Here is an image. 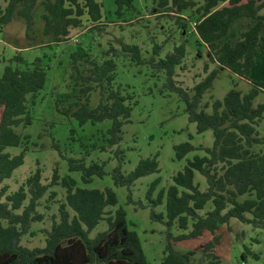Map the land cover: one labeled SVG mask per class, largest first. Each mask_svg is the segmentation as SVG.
Listing matches in <instances>:
<instances>
[{
  "label": "trees",
  "instance_id": "1",
  "mask_svg": "<svg viewBox=\"0 0 264 264\" xmlns=\"http://www.w3.org/2000/svg\"><path fill=\"white\" fill-rule=\"evenodd\" d=\"M40 1L3 0L1 29L19 16L26 21L29 35L40 3L44 11V34L51 36V44L47 47L53 50L55 45L69 40L73 31L83 26L84 17L94 23L90 29L97 28L95 24L103 20L99 0ZM116 4L121 15L126 5L132 7V0H116ZM159 6L178 15L182 33L189 21L195 24L200 39L198 45L208 49L210 61L217 65L212 71L206 65V77L190 90L175 80L177 70L186 58L185 44L176 46L163 58L160 57L162 47L155 44L154 56L149 60L142 57L138 45L122 44V51L131 54L133 62L149 64L156 75L166 77L162 93L179 96L186 105L189 121L196 124L199 134L211 130L214 135L213 146L205 149L207 155L195 156L188 161L173 177V185L161 190L157 198H154V192L160 181L150 186L147 200L152 207L151 218L168 227V242L161 264H222L218 252L221 242L218 231L222 226L230 227L231 220L236 219L264 229V133L258 130L264 118V102L254 104L259 94L264 93V82H253L254 87L248 94L230 90L222 101L212 102V113L200 110V102L221 69L250 80L257 58L264 56V16L260 15L264 0H160ZM184 12H189L188 18L182 15ZM158 13L163 14L162 11ZM243 19L250 20L251 25L237 35L232 28ZM71 58L76 80L89 83L81 89L86 103L78 100L67 110H60L58 106L59 111L75 118L80 126L110 120L108 142L110 146L119 145L123 126L130 122L133 108L127 104L129 98L112 88L116 62L111 59L95 64L91 75L85 77L77 66L78 52L72 53ZM12 61L0 76V264H149L138 234L128 226L126 212L123 209L113 214L107 212V208L118 204L113 189L80 188L72 177L61 178L57 170L44 182L40 166L17 192L10 193V187L4 185L25 163L31 137L18 130L32 125L33 106L48 81L41 58L29 63L19 53ZM96 90L100 92V101L90 109V93ZM206 107H209L208 103ZM11 147L21 148L22 152L14 156L7 152ZM52 148L56 150L58 145L54 142ZM101 149L105 150L104 147ZM195 150L189 142L175 146L179 160ZM118 153H121L120 149ZM68 163L70 172L82 173L85 184H90L94 177L103 178L107 174L105 164L98 162L87 166L83 160L69 159ZM159 171L157 155L141 160L127 175L122 172V166H118L112 178L116 186L130 188L139 179ZM196 172L206 178L205 191L195 181ZM57 185H62L67 194L57 218L53 216L51 229L44 231L45 247L30 249L23 246L22 238L32 234L33 223L44 221L45 216L39 208L46 196L49 201L56 199L57 194L52 189ZM164 202L165 213L156 212ZM106 216L109 229L90 238V232ZM175 225L187 233L175 236L171 231ZM205 238L207 240L196 248L176 249L179 241ZM198 251H201V258L196 260ZM247 253L242 255L243 260ZM254 257L258 258V255L254 254Z\"/></svg>",
  "mask_w": 264,
  "mask_h": 264
},
{
  "label": "rangeland",
  "instance_id": "2",
  "mask_svg": "<svg viewBox=\"0 0 264 264\" xmlns=\"http://www.w3.org/2000/svg\"><path fill=\"white\" fill-rule=\"evenodd\" d=\"M159 1L132 0V7L126 5L119 15L116 0H99L103 20L95 24L98 27L90 29L94 23L87 21V16L84 17L83 26L74 30L69 40L54 46L53 50L47 47L43 32L41 35L36 33L39 44L34 41L30 43L29 39H25L20 27L15 25L17 28L12 33L13 40L8 42L5 30L0 27V76L6 65L13 63L12 59L18 55L19 49L23 59L29 63L41 58L48 74L46 88L40 92L32 109V125L18 130L20 134L31 137L25 163L4 182V185L10 187V193L17 192L40 166L44 182L50 180L57 170L61 178L72 177L80 188L113 189L118 204L107 208V212L113 214L118 209L126 212L128 226L138 234L149 264L162 263L168 242V227L165 223L151 218L152 207L147 200L150 186L155 181H160L154 192V198H157L161 190L173 185V177L184 169L188 161L195 156L207 155L205 149L213 146L214 135L211 130L199 134L196 124L189 121L186 105L179 96L175 93H162L166 77L163 74L156 75L149 64L138 65L133 62L131 54L122 51V44L138 45L145 60L154 56L155 44L162 47V58L173 52L176 46L185 44L186 58L177 70L175 80L190 90L206 77V65L210 71L217 68L209 59L208 49L198 45L200 39L194 23L189 21L185 34L182 33L178 25V15L170 12L171 9L161 8ZM3 5V0H0V6ZM159 11L163 14L158 13ZM182 15L188 18L189 12ZM260 15L264 16V9ZM250 25V20L243 19L234 24L232 31L238 35ZM27 42L30 46L25 45ZM27 47L29 49L24 50ZM74 52H78L77 66L85 77L91 75L95 64L99 65L111 59L116 62L112 88L129 98L127 104L133 108L130 122L123 126L119 145L110 146L108 142L110 135L107 131L112 126L110 120L80 126L75 118L68 117L58 109L59 106L60 110H67L78 100L86 103V96L81 89L89 83L76 80L77 73L73 69L71 58ZM253 82H264V56L257 58L250 80L228 69H221L212 87L205 92L200 102V110L212 113V102L222 101L232 89L248 94L254 87ZM106 94H109V90ZM99 101V90L91 92L89 108H95ZM263 102L264 93H260L254 104L257 106ZM207 103L209 107H206ZM258 130L261 134L264 133V118ZM54 142L58 145L56 150L52 148ZM186 142L195 146L196 150L179 160L175 146ZM119 149L121 153H118ZM7 152L15 156L20 154L22 149L11 147ZM157 155L160 167L158 173L139 179L130 188L115 185L112 178L115 168L122 166V172L127 175L141 160ZM69 159L83 160L87 166L93 162L105 164L107 174L103 178L94 177L90 184H85L81 172H70ZM195 181L200 184L202 191L206 190L207 181L204 176L196 172ZM52 190L56 192L57 197L49 201L46 196L42 200L39 211L44 214L45 219L43 222L33 223L32 234L22 238L21 244L25 247L33 249L46 245L44 231L51 229L53 216L57 218L60 204L65 202L67 194L62 185H57ZM156 212L165 213V202L156 208ZM229 226L224 225L218 231L221 237L218 252L222 257V264H264V229L243 224L236 219H232ZM108 229L106 216L89 236L95 238ZM171 231L175 236L187 233L176 225ZM206 240L207 238L179 241L176 243V249L190 250ZM245 252H248V255L243 260L242 255ZM254 254L258 255V258H255ZM195 257L199 260L201 251H198Z\"/></svg>",
  "mask_w": 264,
  "mask_h": 264
},
{
  "label": "crops",
  "instance_id": "3",
  "mask_svg": "<svg viewBox=\"0 0 264 264\" xmlns=\"http://www.w3.org/2000/svg\"><path fill=\"white\" fill-rule=\"evenodd\" d=\"M41 1H43V0H41ZM43 14H44L43 7L39 3L38 6H37V8H36V10H35V13H34L35 24L29 30V35H27V32H28L27 31V28H25V25H27L25 23L26 21L23 18L19 17V16H15L14 20L8 26H6L5 29H4L5 30V33H6V40H8V42H11V40H13L12 33L14 32L15 28H17L15 25H17V26L20 27L21 31L23 32V35H25V39L26 38L29 39L30 43H33V41H34V42H36L35 44H39L37 42L38 39H36L37 38L36 37V33L38 35H41L42 32L44 33V22L42 20V15ZM42 26H43V28H42ZM44 37L46 39V42H45L46 45L50 44L51 43V36H46L44 34ZM42 44H43V42H42ZM25 45L26 46H30V44L28 42ZM25 49H29V48L27 47V48H24V50ZM20 52L21 51L19 49L18 50V54Z\"/></svg>",
  "mask_w": 264,
  "mask_h": 264
},
{
  "label": "water",
  "instance_id": "4",
  "mask_svg": "<svg viewBox=\"0 0 264 264\" xmlns=\"http://www.w3.org/2000/svg\"><path fill=\"white\" fill-rule=\"evenodd\" d=\"M184 34H185V31H184ZM55 47H57V46L55 45Z\"/></svg>",
  "mask_w": 264,
  "mask_h": 264
},
{
  "label": "built area",
  "instance_id": "5",
  "mask_svg": "<svg viewBox=\"0 0 264 264\" xmlns=\"http://www.w3.org/2000/svg\"><path fill=\"white\" fill-rule=\"evenodd\" d=\"M194 26H195V24H194Z\"/></svg>",
  "mask_w": 264,
  "mask_h": 264
}]
</instances>
